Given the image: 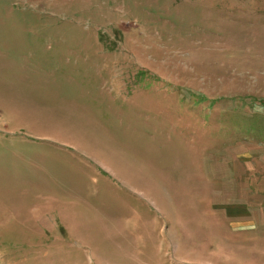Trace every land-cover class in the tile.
I'll list each match as a JSON object with an SVG mask.
<instances>
[{
  "label": "rangeland",
  "instance_id": "obj_1",
  "mask_svg": "<svg viewBox=\"0 0 264 264\" xmlns=\"http://www.w3.org/2000/svg\"><path fill=\"white\" fill-rule=\"evenodd\" d=\"M0 264H264V0H0Z\"/></svg>",
  "mask_w": 264,
  "mask_h": 264
},
{
  "label": "crops",
  "instance_id": "obj_2",
  "mask_svg": "<svg viewBox=\"0 0 264 264\" xmlns=\"http://www.w3.org/2000/svg\"><path fill=\"white\" fill-rule=\"evenodd\" d=\"M59 55H61V54H59ZM83 60H85L86 62H93V59L92 58H90V57H85ZM50 61V60H49ZM95 62V61H94ZM70 64H72L71 63V60H70ZM72 65H74V64H72ZM94 71H95V75H97V77L100 79V81H102L103 79H105L106 80V77H105V75H106V72H105V67L100 63V60L98 59V61L96 62V64H95V67H94ZM70 79H72V76H71V74H70ZM105 83V82H104ZM102 84H103V82H102ZM107 84V83H106ZM100 88L101 89H99V90H102V92L104 93V101H105V105H104V107H106V106H114V105H116V103H117V101H118V98H121L122 97V95H121V93L117 90V89H112V90H107V89H105V87H101L100 86ZM82 92H83V90H82ZM90 91L89 90H85V93L83 92V94H87V93H89ZM113 93H117L118 95V98L117 97H113ZM72 96V95H71ZM70 96V97H71ZM121 96V97H120ZM122 99H123V97H122ZM99 115V114H98ZM100 116V115H99ZM84 118H87L88 119V121H89V123H91V124H94V125H96L97 127H100V125L102 124V122H99L98 123V121H94L93 119H92V117H91V119L92 120H90L86 115H84L83 116ZM99 126H98V125ZM51 133H55L54 135H56V132H51ZM44 139H46V140H49V141H51L50 143L51 144H54V145H58V146H61V147H63V148H65L66 150H68L66 147H69L70 148V155H73V156H79L78 157V159L84 164V166L87 168V169H89V167H92L97 173H99V171L97 170L98 168H96L95 166H93L90 162H86L83 158H85L86 160H88V158L86 157V155H85V153H84V149L82 148L83 147V145H85V144H88V143H90V142H87V141H85L84 139H82V138H78V136H75V137H71L70 139H68V141L66 142V144H63V143H59V142H56V141H54L53 139L55 138L54 136H49V135H44V136H42ZM57 138V137H56ZM61 144H63L64 146H62ZM74 148V149H73ZM78 151L79 153H75V154H73V151ZM72 151V152H71ZM97 151H100V150H97ZM92 155V154H91ZM100 155H102L103 157H105V159H107L109 162H111L113 165H115L114 163H117V159H116V157L115 158H111L109 155H108V153H104V152H102V151H100ZM93 157H95L94 155H92ZM116 161H115V160ZM102 162V161H101ZM116 166V165H115ZM112 172H114V171H112ZM115 173V172H114Z\"/></svg>",
  "mask_w": 264,
  "mask_h": 264
}]
</instances>
